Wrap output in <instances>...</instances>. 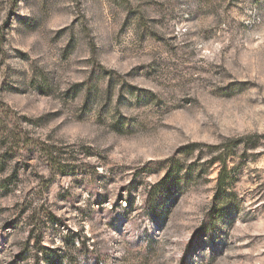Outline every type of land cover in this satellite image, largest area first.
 Returning <instances> with one entry per match:
<instances>
[{
	"label": "rangeland",
	"instance_id": "1",
	"mask_svg": "<svg viewBox=\"0 0 264 264\" xmlns=\"http://www.w3.org/2000/svg\"><path fill=\"white\" fill-rule=\"evenodd\" d=\"M42 248L264 264V0H0V264Z\"/></svg>",
	"mask_w": 264,
	"mask_h": 264
},
{
	"label": "trees",
	"instance_id": "2",
	"mask_svg": "<svg viewBox=\"0 0 264 264\" xmlns=\"http://www.w3.org/2000/svg\"><path fill=\"white\" fill-rule=\"evenodd\" d=\"M42 151L43 150L42 148ZM46 153V152H45ZM47 156H49L47 154ZM233 156V152H224L219 159H217L216 161L220 163L221 165V170L219 171L218 177H217V184H216V190L217 193L214 196V199L212 201L211 204V208L208 209L207 213H206V217L204 219V221L208 224H213L214 220L217 218L218 216V210L219 207L222 205V199H220L219 193H221L224 189H225V181H226V172H227V159L229 157ZM150 196L152 198V193L150 192ZM51 217V216H48ZM55 219V218H52ZM37 245L40 244L39 241L36 242ZM46 249L42 248V252H44L45 255V259H47L48 261L50 260L52 264H92L91 262H79V259H87L90 256H94L93 252H89V250H87V254H78L77 258H75L74 260H69L67 259V256L63 253L60 252H53L54 256H51L50 253L45 251ZM53 257V258H52ZM96 264H102L101 260H96Z\"/></svg>",
	"mask_w": 264,
	"mask_h": 264
}]
</instances>
